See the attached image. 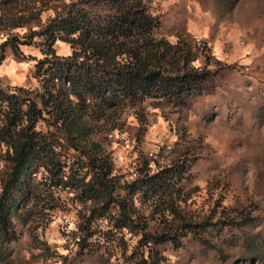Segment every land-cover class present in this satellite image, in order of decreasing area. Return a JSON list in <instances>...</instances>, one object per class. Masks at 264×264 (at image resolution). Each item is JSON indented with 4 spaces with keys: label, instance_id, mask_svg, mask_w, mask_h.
I'll return each instance as SVG.
<instances>
[{
    "label": "trees",
    "instance_id": "1",
    "mask_svg": "<svg viewBox=\"0 0 264 264\" xmlns=\"http://www.w3.org/2000/svg\"><path fill=\"white\" fill-rule=\"evenodd\" d=\"M53 1L0 0V26L9 19L5 12L17 20L24 15L15 12L38 13ZM159 20L152 0H70L36 33L37 85L0 83V259L17 237L13 217L49 218L65 200L79 220L81 248L101 222L120 237L138 234L136 264H161L158 246L178 247L189 233L204 242L208 217L179 213L182 163L158 165L138 151L139 166L127 179L93 136L117 125L129 103H180L200 94L219 69L204 39L171 40L159 32ZM56 41L68 45V54L55 51ZM5 44L0 38V48Z\"/></svg>",
    "mask_w": 264,
    "mask_h": 264
},
{
    "label": "rangeland",
    "instance_id": "2",
    "mask_svg": "<svg viewBox=\"0 0 264 264\" xmlns=\"http://www.w3.org/2000/svg\"><path fill=\"white\" fill-rule=\"evenodd\" d=\"M68 1L55 0L38 13L15 12V17L24 15L17 20L10 18L12 11L5 12L9 19L0 26V38L5 37L7 44L0 48V65L9 61L13 72L0 70L2 85L30 89L37 85L32 57L41 54L36 33ZM152 4L160 33L171 40L180 36L188 44L204 39L220 67L204 81L200 94L180 103L167 97L129 103L117 125L103 127L93 136L110 149L116 168L127 179L139 166L140 152L158 165L183 164L177 183L183 199L179 213L208 217L211 224L203 233L204 242L189 233L178 247L159 245L161 264H264V0H152ZM206 4V10H197ZM192 11L196 22L189 30L203 38L186 28ZM173 14L176 17L171 18ZM16 43L19 51L13 54L11 46ZM53 47L62 54L69 52L60 41ZM13 73L17 77L12 78ZM74 211L65 200L49 218L13 217L17 237L7 244L10 253L0 264L137 263L138 234L125 231L120 237L104 222L82 241L85 247H79Z\"/></svg>",
    "mask_w": 264,
    "mask_h": 264
},
{
    "label": "crops",
    "instance_id": "3",
    "mask_svg": "<svg viewBox=\"0 0 264 264\" xmlns=\"http://www.w3.org/2000/svg\"><path fill=\"white\" fill-rule=\"evenodd\" d=\"M210 0H207V3L209 2ZM176 6V5H175ZM175 6H174V8H175ZM207 9V4H206V6H205V8H197V10H206ZM181 11V9H177V12H180ZM193 12V11H192ZM196 11H194L192 14H193V18L191 19V18H188L187 20H185L186 21V28H187V30H188V32L189 33H191L192 35H194L196 38H203V37H197L194 33H192L189 29V27L191 26L190 24L191 23H195L196 22V18H195V16H194V13H195ZM170 17L171 18H173V17H176L174 14L171 16L170 15ZM185 18H187V16H185ZM185 25H183V27H184ZM160 28V27H159ZM177 30H179L178 28H177ZM186 31V30H185ZM161 34H163V35H165L164 33H161ZM165 36H167V35H165ZM168 37V36H167ZM169 38V37H168ZM12 69H13V65H12V63H10L9 61H6V62H3L1 65H0V70H2L3 72H6V71H10V72H13L12 71ZM11 75H13V77L12 78H14V76L16 75V73H13V74H11ZM15 77H17V76H15Z\"/></svg>",
    "mask_w": 264,
    "mask_h": 264
}]
</instances>
